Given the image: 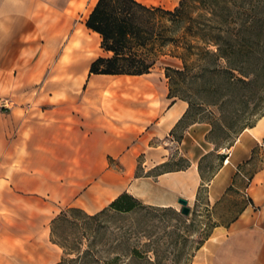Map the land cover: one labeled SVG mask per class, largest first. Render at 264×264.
Listing matches in <instances>:
<instances>
[{"label": "crops", "instance_id": "0c3cea01", "mask_svg": "<svg viewBox=\"0 0 264 264\" xmlns=\"http://www.w3.org/2000/svg\"><path fill=\"white\" fill-rule=\"evenodd\" d=\"M96 2L24 0L19 15L0 18V264H14L16 245L26 264L35 263L40 252L32 240L47 241L51 219L67 207L94 214L123 192L158 207L195 200L200 178L192 160L195 152L198 159L213 150L205 140L210 126L194 123L184 131L179 149L189 167L159 171L187 103L167 97L163 73L88 75L96 57L111 55L85 26ZM258 145L264 147V117L226 150L207 185L210 203L226 194L236 166ZM235 189L253 206L212 230L200 248L207 252L203 264H264V169ZM48 261L59 260L41 263Z\"/></svg>", "mask_w": 264, "mask_h": 264}, {"label": "trees", "instance_id": "16d2710c", "mask_svg": "<svg viewBox=\"0 0 264 264\" xmlns=\"http://www.w3.org/2000/svg\"><path fill=\"white\" fill-rule=\"evenodd\" d=\"M85 26L100 36V48L111 53L96 57L88 75L141 76L150 73L163 55L181 62V68H164L167 97L187 103L170 135L181 124L185 130L204 122L210 126L205 140L213 150H228L237 136L264 117V0H179L172 9L137 0H97ZM211 108L216 113L208 110ZM226 157L220 154V167ZM168 164L160 165L159 171L189 167L186 160L183 168L161 170ZM198 173L203 180L199 166ZM252 177H246L243 188ZM248 205L253 202L247 196L224 226L235 221ZM137 207V199L123 192L92 215L77 207L60 211L50 221V241L62 250L55 264H94L98 230L92 222L109 210L128 214ZM64 226L70 227V233H63ZM131 252L137 253L134 248Z\"/></svg>", "mask_w": 264, "mask_h": 264}, {"label": "rangeland", "instance_id": "374dc122", "mask_svg": "<svg viewBox=\"0 0 264 264\" xmlns=\"http://www.w3.org/2000/svg\"><path fill=\"white\" fill-rule=\"evenodd\" d=\"M142 1L144 4L149 5H153L152 3H162L165 5L162 7L166 8V6H171L172 3H175L176 6L179 0H171L170 2L166 0ZM174 59L176 58L168 55L160 56L150 72L154 74L163 73L164 75L165 67L175 68L170 65V62H173ZM178 68H181V62ZM2 104H5V101H2ZM208 110L216 113L215 108ZM184 127V124H181L170 135V145L167 144L170 148L169 164L162 167L161 170L185 167L186 159L182 156L183 152L179 149L180 142H178L180 138H184V131H186ZM197 154L195 152V157L192 161L194 167H197V171L199 166L203 180H201L199 175V185L201 184V187L197 195V201L194 200L193 203L189 204V215L183 216L180 213L181 207L178 203L175 207H158L145 204L138 199V207L128 214H118L111 210L105 212L96 221L92 222V225L98 230L96 239L97 260L94 264L204 263L207 252L204 248L201 250L200 248L208 238L203 242L201 240L208 233L211 234L214 229L211 227L213 224L225 225L246 203L247 196L245 192H238L235 188H243L247 183L246 177H250L255 172L264 169V147L261 145L254 147L250 161L239 164V167L236 166V170H239L240 173L234 177L232 182L233 187L226 192L220 201L213 204L208 201L207 185L209 182H206V180L210 176L214 177V174L220 169V154L227 155L228 153L223 148L217 151L211 150L198 159ZM143 161V156H139L136 159V175L140 174ZM224 162L225 160L221 162V167L224 165ZM64 227L63 233H70V227ZM32 241L34 242L33 245L37 246L38 252H40L39 256H37L38 260L33 264H42L41 262L44 258L52 260L53 257H56L57 261L60 259L62 250L57 245L58 248L51 245L50 223L48 240L40 239ZM44 242L47 244L43 245ZM200 244L201 246L199 247ZM132 248L137 253H132ZM14 253L9 255V261L14 258V264L27 263L26 254L21 253L17 245ZM47 264L51 263L48 261Z\"/></svg>", "mask_w": 264, "mask_h": 264}, {"label": "clouds", "instance_id": "9594fccd", "mask_svg": "<svg viewBox=\"0 0 264 264\" xmlns=\"http://www.w3.org/2000/svg\"><path fill=\"white\" fill-rule=\"evenodd\" d=\"M24 0H0V18L7 19L10 15H19V7L22 6ZM4 24L0 23V28Z\"/></svg>", "mask_w": 264, "mask_h": 264}, {"label": "water", "instance_id": "95a60500", "mask_svg": "<svg viewBox=\"0 0 264 264\" xmlns=\"http://www.w3.org/2000/svg\"><path fill=\"white\" fill-rule=\"evenodd\" d=\"M177 203L180 205V213L183 215V216H188L189 213H190V207H189V204H188V201L184 198H178L177 199Z\"/></svg>", "mask_w": 264, "mask_h": 264}, {"label": "bare ground", "instance_id": "6f19581e", "mask_svg": "<svg viewBox=\"0 0 264 264\" xmlns=\"http://www.w3.org/2000/svg\"><path fill=\"white\" fill-rule=\"evenodd\" d=\"M247 130V129H246Z\"/></svg>", "mask_w": 264, "mask_h": 264}]
</instances>
